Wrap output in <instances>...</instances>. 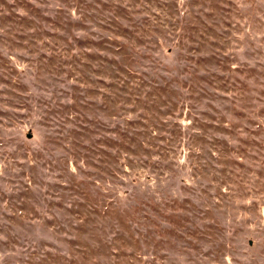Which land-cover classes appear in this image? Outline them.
Wrapping results in <instances>:
<instances>
[{
    "label": "rangeland",
    "instance_id": "obj_1",
    "mask_svg": "<svg viewBox=\"0 0 264 264\" xmlns=\"http://www.w3.org/2000/svg\"><path fill=\"white\" fill-rule=\"evenodd\" d=\"M0 264H264V0H0Z\"/></svg>",
    "mask_w": 264,
    "mask_h": 264
},
{
    "label": "trees",
    "instance_id": "obj_2",
    "mask_svg": "<svg viewBox=\"0 0 264 264\" xmlns=\"http://www.w3.org/2000/svg\"><path fill=\"white\" fill-rule=\"evenodd\" d=\"M28 137H30V136H28Z\"/></svg>",
    "mask_w": 264,
    "mask_h": 264
}]
</instances>
